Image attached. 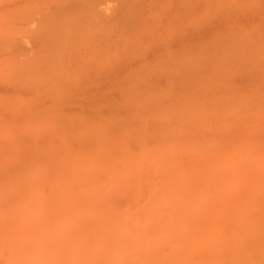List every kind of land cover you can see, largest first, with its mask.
Returning <instances> with one entry per match:
<instances>
[{
  "label": "bare ground",
  "instance_id": "6f19581e",
  "mask_svg": "<svg viewBox=\"0 0 264 264\" xmlns=\"http://www.w3.org/2000/svg\"><path fill=\"white\" fill-rule=\"evenodd\" d=\"M0 264H264V0H0Z\"/></svg>",
  "mask_w": 264,
  "mask_h": 264
}]
</instances>
